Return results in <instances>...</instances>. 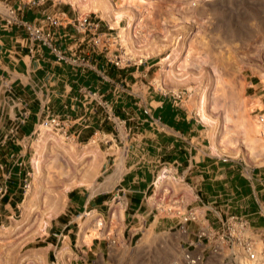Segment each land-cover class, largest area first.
<instances>
[{"label": "rangeland", "instance_id": "1", "mask_svg": "<svg viewBox=\"0 0 264 264\" xmlns=\"http://www.w3.org/2000/svg\"><path fill=\"white\" fill-rule=\"evenodd\" d=\"M54 1L57 7L66 3L71 7V25L76 35H87L77 29L78 19L83 16L89 15L98 24L95 33L100 36L99 44L91 43L89 55L98 54L97 64L109 69L112 61L121 59L123 66L129 67L127 69L133 75H128L124 85L118 84L128 89L139 81L142 91H148L147 88H153L152 84H155L161 91L173 95L180 92L181 99L171 98L186 104L188 111L198 119V105L204 94L210 123L199 122L188 141L172 136L170 150L155 149L154 168H142L145 178L151 181L144 185L136 182L130 188L115 186V178L121 174L120 168H123L121 178L124 183L132 182L140 175L141 169L134 162L141 160L147 163L148 156L154 157V150L148 151L142 144H129L125 132L128 125L123 128L114 125L124 138L123 142L117 138L118 153L123 154V162L119 161V156L115 160L109 145L103 142L102 150L107 154V161L90 187L83 182L72 183L90 169L92 158L85 160V151L82 153L81 150L92 140L99 145V136L80 145L77 148L79 154L69 156L67 150L60 151L58 146H40L43 132L48 128L39 127L40 137L34 145L36 153L30 162V175L26 178L28 188L24 187L23 179L20 180L18 167L9 162L5 167L8 177L4 178L1 173L0 181H22L18 193L23 204L11 213L14 218L6 219L2 212L0 228L12 227V230H7L9 232L32 230L29 241L36 245L35 241L41 240L46 232L38 231L42 222L47 221L46 229L52 227L56 230L70 221L71 248L75 254L73 264H259L264 253H260L262 247L258 242L254 246L257 260H251L241 242L221 240L225 234L224 227L215 211L224 219L235 217L237 221L247 223L243 234L237 232L242 242L251 235L255 236L258 228L264 226V132L257 135L252 128L253 123L264 120V0H197L193 5L190 3L192 0H144L143 4H140L141 0ZM131 50L150 55L136 57ZM88 51L81 52L82 57L77 53L76 57L84 60ZM166 67L169 69L167 72ZM171 74L178 75L181 80H174ZM241 98L252 104L238 103ZM256 100H260V106L254 104L259 103ZM157 106V103H152L136 109H120L119 113L124 115L120 114V118H132L137 113L141 119L143 115L145 117V110L150 113ZM172 106L177 107L175 104ZM158 110L164 117L165 105L162 104ZM116 111L118 109L113 108L111 113ZM186 114V111L183 114L169 113L181 134L191 133L192 125L186 120ZM181 115L185 120H177ZM242 122L247 124V129L251 127L247 136L242 132ZM62 138V145L67 148L68 141ZM6 142H11V149L16 150L13 140ZM248 143L251 148L247 147ZM228 145L237 147L238 154L217 155L212 150L213 147L215 151V146L222 148ZM132 147L138 149L136 155L132 154ZM202 150L206 152L204 165H201ZM128 154L127 158L125 155ZM167 155L180 165L179 173L172 167L166 169L162 164ZM45 158L48 160L46 168L43 167ZM189 165L191 170L186 173L185 180L180 179ZM164 171H171L172 179L175 177L173 191L169 189L170 182L165 188H156ZM69 181L76 187L70 190L65 185ZM126 192L136 195L134 199L139 202L144 201L145 210L156 198L157 210L150 211L149 215L146 210L145 217L141 214L144 210H141L134 216L135 208L131 210L130 205L126 221L122 220L121 202ZM53 194L55 205L59 206H62L66 194V203L59 214L62 216L55 213V222L43 214L46 201ZM175 194L180 195V199L184 198V203H175L178 198L169 203ZM67 195H70V201ZM96 195L107 198L99 216L95 212ZM192 212L196 220L185 223L184 218ZM201 234L207 237H200ZM55 240L59 241L57 256L53 258L55 264H58V253L62 247L59 259L68 264L71 255H66L65 237H55ZM35 252L25 250L16 264H32L29 256ZM200 256L202 259L197 261Z\"/></svg>", "mask_w": 264, "mask_h": 264}, {"label": "crops", "instance_id": "2", "mask_svg": "<svg viewBox=\"0 0 264 264\" xmlns=\"http://www.w3.org/2000/svg\"><path fill=\"white\" fill-rule=\"evenodd\" d=\"M8 8L15 9L16 17L20 20L35 25H42L47 15L57 16L62 19V25L54 28L55 41L67 53L70 60L71 58H75L77 53H80L82 57L83 52L85 50L88 51L92 43L90 35L84 37L76 35L71 25L72 9L67 3L64 6L57 7V3L54 0H0V144H2L0 147V176L2 173L4 178L8 177L5 174V167L8 166V162L15 168L18 167L16 169L19 171L20 180H24L30 175L29 166L36 153L34 145L40 137V124L51 116L69 119L71 125L69 133L73 140L71 142L68 141L67 148L64 145H61L63 148L61 146L57 147L60 151L67 150L69 156L74 153L79 154L77 148L90 141L91 138L99 136L101 141L99 146L92 140L91 143L81 150L82 153L85 151V160L92 158V165L87 174L80 176L76 182L72 183L69 181L65 183L70 190L76 187L71 186V183L77 185L83 182L84 185H87L86 187L93 186L98 172L101 171V168L107 161V154L105 153V155L102 150L103 142L109 145V149L113 152L110 153L111 156L115 157V160H118L117 156H119V161L121 160L123 154L118 153L117 138L121 140L120 142H123L124 138L121 137L122 133H117L116 126L114 125H117V128H123V126L128 125L125 128V132L129 144H142L148 151L154 150V157L148 156L147 163L141 160L134 162L136 167L139 165V169H141L140 175H137L136 179H133L132 182L126 181L124 183V179L121 178L123 168H120L121 174L118 176L120 178H115V186L130 188L136 185V182L138 184L141 182L144 185L151 181L149 178H145V171L142 168H147L148 170L149 168H154L156 162L155 149L170 150L172 148V136L188 141L193 136L194 127L197 124L203 123L200 117L198 119L188 111L186 104H183L179 100L173 101V94L161 91L155 84H152L153 88L148 87V91H145V89L142 91L139 81H135V84L131 88L126 89L123 86L124 82L128 79L129 74L133 75V72L130 73V70L127 69L129 67L117 68L112 65L111 69L106 68L102 64H97L99 55H89V51L88 55L85 56L86 59L84 58V63L74 64L71 61L68 63L57 61L56 57L47 47H41L37 43L32 42L28 33L18 23L7 26ZM84 41L86 42L83 43ZM78 43L80 45H77ZM81 57L79 56L80 59ZM118 83L123 85L121 86ZM242 101L249 105L252 104V102H249L245 98H241L238 103ZM256 101H259V103L255 102L254 104L260 106V100ZM152 103H157L158 106L156 108L153 107L150 113H146L147 110H145V117L143 115L140 119L138 117L140 114L136 113L132 118L121 120L120 109H136L137 106L150 105ZM162 104L165 105L164 117L161 111L158 110V108L162 107ZM173 104L177 107H173ZM113 108L118 109L115 114L111 113ZM172 111L181 112V114L184 111L187 112L186 120L192 125L191 133L186 132L185 134H181L177 131L178 126L173 125L169 116V113ZM117 113H119V116H117ZM121 115L124 117L123 114ZM184 118L181 115L177 120H185ZM137 119L140 120L139 123L136 122ZM152 120L159 121L154 125ZM135 124H137V127H135ZM139 124L141 127H138ZM58 136L65 137L59 134ZM7 140H13L16 150L11 149V142L7 144ZM133 147L130 150H132L133 155H136L135 152L138 149H133ZM213 147V152L219 155V153L214 151ZM29 155L32 156L28 159ZM125 156L128 158L130 155ZM205 156L206 152L202 150L201 160L203 162L201 165H204ZM163 160L162 164L166 166V169L172 167L173 170L175 169L179 173L180 165H176L177 161H173L170 155L165 156ZM47 163L48 160L45 158L43 161L44 168H46ZM190 170L189 165L183 171V177L180 176V179L183 178L185 180L186 173H189ZM162 175H165L166 179L160 181ZM171 175V171L162 172L156 183V188H165L166 183L170 182L169 189L173 191L175 177L172 179L173 175ZM21 182L0 181V217L4 213L6 219L14 218L11 213L15 209H18L22 203V199L18 193V188H21L22 185ZM1 192L4 193L2 194ZM135 196L126 192L123 194V198L121 197V219L124 221L127 219L128 207L130 205L132 206L131 210L135 208L134 216H137L141 210H144L141 212L143 215L146 210L148 211L147 215H149L150 211L154 212L157 210L154 204L156 198L152 199L149 207L145 210L143 207L144 201L139 202L137 199H134L136 198ZM179 196L178 194L172 195L169 203L175 201L174 199L176 198L178 200L175 203H184V198L180 199ZM70 198V195H67V200L70 201ZM94 200L97 201L96 214L98 216L102 215V206L106 204L107 198L96 195ZM62 203H66V194L62 199ZM55 204V194H53L51 199H47L46 207L43 210L45 217L53 218L54 222L55 213H58L57 215L59 216L64 206L63 204L62 206ZM124 204H126V207H124ZM186 211L188 212V209ZM215 215L221 226H223L228 218L224 219L221 213L216 211ZM184 216L185 214L180 217V221ZM244 223L247 227V223L245 221ZM70 224V221H66L59 227L58 223H56L59 229L55 230L52 227L46 229L41 240L35 241L36 245H33L32 241H29V235H31L32 230L26 231L25 229H21L9 232L7 230H12V227L0 228V264H16L17 261L21 260L22 253L27 249L33 250V252L36 251L29 256L32 264H37L36 261L40 264H50L51 262L55 264V259L53 258H55L59 248V241L55 240V237L59 236L65 237L63 243L67 244L66 255H71L68 264H73L72 259H74L75 254L71 248ZM57 230L61 233L58 234ZM256 233L253 237L252 235L249 236L247 240L253 242L254 246L258 242L262 247L260 253H264V226L258 228ZM62 249L58 253V264H65L59 259ZM259 264H264V258L260 260Z\"/></svg>", "mask_w": 264, "mask_h": 264}, {"label": "built area", "instance_id": "3", "mask_svg": "<svg viewBox=\"0 0 264 264\" xmlns=\"http://www.w3.org/2000/svg\"><path fill=\"white\" fill-rule=\"evenodd\" d=\"M7 12H8V19L6 23L7 26L18 23V25H20L28 33L29 38L32 42L37 43L41 47H47L50 50V52L56 57L57 61L63 63H68L71 61V63L74 64H80L85 62V60H81L79 57L71 58L70 60L67 53L63 51L56 43L54 28L60 27L62 25V19H60L59 17L53 15H47L42 25H35L29 22L22 21L19 18H17L15 9L8 8ZM97 28H98V24L95 21H93L89 15H85L82 18L78 19L77 29L83 32L84 34L90 35L92 42L94 44H99V40H100V36L96 35L95 33L97 31ZM112 64L117 68H125L123 66V61L118 58L112 61ZM175 94L176 95H173L174 98H178V99L182 98V93L178 92ZM146 113H148V111H146ZM158 121L159 120H152L154 125L157 124ZM41 126L51 128V130L58 133L59 135L65 136L67 141L73 140L71 134L69 133L71 129V125L69 123L68 118L51 116L48 119H46L44 122H42L40 124V127ZM23 181H24V187L28 188L29 185V184L27 185L28 180L25 178ZM184 220L185 223L195 221L196 215L194 213H190L184 218ZM223 227L225 234L221 239L222 241L229 243L233 240H236L239 243L241 242V245L248 254L249 258L251 260H257V253L255 251L253 242L249 240H244L242 242L241 238L237 236V232L239 234H243V231H245L246 224L244 223V221H237L235 217H231L224 222ZM200 237H207V236L206 234H201ZM201 259L202 257L200 256L197 258V261H200Z\"/></svg>", "mask_w": 264, "mask_h": 264}, {"label": "bare ground", "instance_id": "4", "mask_svg": "<svg viewBox=\"0 0 264 264\" xmlns=\"http://www.w3.org/2000/svg\"><path fill=\"white\" fill-rule=\"evenodd\" d=\"M144 3V0H141L140 1V4H143ZM190 3H192V5L193 4H196L197 3V0H192V1H190ZM130 28V27H129ZM129 32V31H128ZM130 33V32H129ZM128 36H130V35H128ZM124 37V36H123ZM130 48V47H129ZM132 51V50H131ZM132 53L136 56V57H144V56H149L150 54H148V53H141V52H139V51H135V52H133L132 51ZM169 69L166 67L165 68V72H167ZM172 73V72H171ZM171 76V78H173L174 80H176V81H180L181 79H180V77L178 76V75H174V74H171L170 75ZM166 78V77H165ZM205 105H206V98H205V96H204V94H202L201 95V97H200V101H199V105H198V113H199V116H200V120L203 122V123H205V122H207V123H210V118H209V116H208V114H207V112H206V109H205ZM234 107V106H233ZM246 108V107H245ZM244 109V108H243ZM244 112L245 113H247V111H246V109H244ZM228 117V116H227ZM243 120V119H242ZM228 121V120H227ZM261 121H263L264 122V120H261ZM255 122V123H253V129H254V132L257 134V135H259V134H262L263 132H264V124L262 123V122ZM242 132L244 133V136H247V132H248V130H249V128H251V127H248V129H247V124L245 123V122H242ZM47 128V127H46ZM51 128H48V130H45L44 132H43V139L40 141V143L39 144H41L40 146H44V147H46V146H48V145H55V146H61L62 144H63V138H62V136H57L56 134H54L51 130H50ZM246 140V139H245ZM251 144H247V147H249V148H251ZM63 148V147H62ZM215 151L217 152V153H221V154H223V155H231V156H235V155H237L238 154V150H237V147H233V146H225V147H222V148H218L217 146H215ZM250 152V151H249ZM249 152H248V154H249ZM35 163H36V161H35ZM35 166H36V164H35ZM166 176L165 175H162L161 176V179H160V181H162L163 179H166L165 178ZM120 216V215H119ZM47 221H44V222H42L41 223V225L39 226V228H38V231H40L41 233H43V232H45L46 231V227H47ZM96 236V235H95ZM68 258V257H67ZM39 261V260H38Z\"/></svg>", "mask_w": 264, "mask_h": 264}, {"label": "trees", "instance_id": "5", "mask_svg": "<svg viewBox=\"0 0 264 264\" xmlns=\"http://www.w3.org/2000/svg\"><path fill=\"white\" fill-rule=\"evenodd\" d=\"M114 67V66H113ZM39 246H42V245H39Z\"/></svg>", "mask_w": 264, "mask_h": 264}]
</instances>
